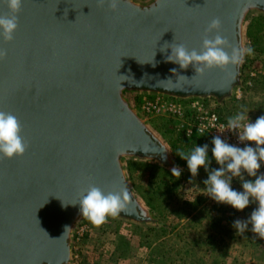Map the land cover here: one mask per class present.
<instances>
[{"label": "water", "instance_id": "obj_1", "mask_svg": "<svg viewBox=\"0 0 264 264\" xmlns=\"http://www.w3.org/2000/svg\"><path fill=\"white\" fill-rule=\"evenodd\" d=\"M5 15L11 12L0 0ZM17 16L13 40L0 36L7 52L0 110L18 117L28 148L20 157L0 156V264H70L85 219L78 201L89 185L129 191L126 210L109 220L160 224L134 192L127 164L179 166L133 98H211L220 105L241 86L243 62L196 75L191 65L166 63L171 48H161L199 51L219 17L221 35L246 49L247 28L264 17V0H121L116 11L98 0H22ZM171 68L188 79L178 81Z\"/></svg>", "mask_w": 264, "mask_h": 264}, {"label": "clouds", "instance_id": "obj_2", "mask_svg": "<svg viewBox=\"0 0 264 264\" xmlns=\"http://www.w3.org/2000/svg\"><path fill=\"white\" fill-rule=\"evenodd\" d=\"M5 3L11 15L0 16V36L5 42H10L18 28L17 14L21 10L22 0H5ZM98 3L101 6L107 3L112 11H116L121 0H98ZM221 27L222 21L219 17L211 20L205 29L199 51L189 50L184 44L165 43L161 48L162 52L171 48V54L165 56V62L178 64L180 69L185 70L191 65L196 75H203L214 68L225 70L229 65H238L243 62L245 55L254 54L251 47L246 49L233 47L227 38L221 35ZM213 32L216 33L215 36L209 38V34ZM6 56V50L0 49V60L5 59ZM152 66L156 67V62H152ZM169 71L178 74L176 68H171ZM187 79L188 77L184 75H177L178 81ZM224 130L238 133V140L245 146L238 147L227 143L220 136H215L211 141L213 145L211 159L207 144L196 145L190 152H181L178 156L186 161L192 177L198 175L200 168L207 172V179L203 183L208 196L215 202L229 205L240 212L255 203L257 206L249 218L243 221L235 220L233 227L237 233H243L251 225V232L264 240V174L258 175L264 164V115L259 116L255 122H251L248 114L237 113L228 119ZM22 131L23 126L16 115L0 110V156L12 159L25 154L28 143ZM212 160L219 167L210 170ZM181 171L179 167H173L172 176L179 179ZM245 174L254 179H245ZM236 177L240 178L242 191L232 187L233 178ZM129 200L130 194L126 188L105 193L100 187L89 185L81 193L78 203L80 214L94 226L100 227L107 223L109 217L115 218L125 211ZM67 230L66 227L65 232Z\"/></svg>", "mask_w": 264, "mask_h": 264}, {"label": "trees", "instance_id": "obj_3", "mask_svg": "<svg viewBox=\"0 0 264 264\" xmlns=\"http://www.w3.org/2000/svg\"><path fill=\"white\" fill-rule=\"evenodd\" d=\"M263 26L264 17L257 18L250 23L246 33L250 47L257 51L258 47H256V44L259 41L257 34L260 33ZM139 99L140 97L133 98L135 107L138 106ZM218 117L220 120H227L226 118H222L220 115H218ZM169 122L172 123V120L169 119L167 123ZM165 127L166 125L158 127V130L159 128H162L163 132H165L163 138L169 146L176 165L181 167L182 170L180 178L176 179L172 176L171 171L156 165H151L147 162H129L127 164V170L132 180V187L134 188L136 195L140 198L143 204L148 206V208L155 213L156 216L158 215L162 220L164 219L166 221L168 216L171 217L173 215L175 208L182 209L190 206L192 199L191 196L196 187L195 184H197L200 177H207L208 175L203 168H200L198 175L196 177H192L188 171L186 161L182 160L178 154L181 152L188 153L193 150L196 145L203 146L207 144L209 147V158L211 159V148L213 145L204 135L192 133L188 136H184L180 130L177 132H171L170 130H165ZM262 165L264 166V164ZM218 167L219 165L212 160L210 170ZM262 169L263 167L261 166L258 175L262 174ZM134 175L139 176V178L144 177L143 182L137 181L134 178ZM245 179L254 178L248 177L245 174ZM232 187L234 189L239 187L241 188V181L239 177L233 178ZM179 190L180 192L178 193ZM213 215L214 214H211V219H213ZM190 221L187 222L185 227L187 230L185 231V234H182L181 230H178L175 223L172 226H162L160 224L156 227H139L117 222L118 225L123 226L126 229L125 232L122 233L113 228L107 231V237L110 241V243H107L109 245L108 248H105L107 249V256L103 255L104 250L100 249L99 253L101 255H97L90 262H86V259H84L86 255L81 256V253V257L78 256V258L76 260L73 259L72 262L73 264H116L118 257L121 256L116 248V243L119 239H122L124 241V246H127L128 244L127 252L130 253L128 258L136 259L140 264H160L158 257L163 255H167L168 257L164 259L165 262H162V264H171L173 261V255H179L183 247L189 248V251H194L196 248L200 247L204 251L203 256L199 258L195 256L196 259L192 264H215L214 260H212L213 257L223 255L221 253L222 247L227 241L225 235L228 238H233L231 230L221 226L218 227L216 232H212L210 234V232L206 233L204 229L200 230L193 228L192 225L193 223H196V219L192 218V223ZM82 225L85 226V230L82 235L75 237L77 240L74 238L75 245V241L84 244L85 240H87L89 224L84 221ZM183 235H185V237ZM132 240H134L135 244L130 246L131 243L129 244V242ZM161 260L162 259H160V261Z\"/></svg>", "mask_w": 264, "mask_h": 264}, {"label": "rangeland", "instance_id": "obj_4", "mask_svg": "<svg viewBox=\"0 0 264 264\" xmlns=\"http://www.w3.org/2000/svg\"><path fill=\"white\" fill-rule=\"evenodd\" d=\"M256 19L257 18H253L251 22ZM257 36L259 39L258 43L256 44V47H258V51L253 49V55H246L244 57L241 68V86L238 88V92L236 90L230 99L224 101L220 105H217L216 102L211 98L204 100V103L207 105V107L215 111L217 116L220 115L222 118H226L228 120L230 117H233L237 113L241 112L245 113L246 115L248 114L249 118H254L256 116L264 114V26L260 33L257 34ZM248 47H250V45L246 36V48ZM143 116L148 121L151 130L155 131V133L161 138L162 141L166 143V145L167 142L163 138L165 132H163L162 128H159L158 130V127L166 125L165 130H170L171 132L179 131L176 124L177 121L168 118L165 115L149 116L143 114ZM169 119L172 120V123H167ZM262 167V174H264V166L262 165ZM134 178L140 182H143L144 180V177L139 178V176L136 175H134ZM129 179L132 184L130 175ZM206 179L207 177L202 176L197 181L198 185L195 184L196 187L191 196L192 199L190 206L182 209L175 208L173 211V215L171 217L168 216V219H166V221L164 219L162 220L160 216L155 215L158 221H160V224L162 226H172L175 223L176 227L178 228V230H181L182 234H185V231H187L185 227L188 221H192V218L197 220L196 223H193V228L200 230L204 229L206 233L210 232L211 234L212 232H216L218 227L224 226L231 230L233 238H228L225 235L227 241L222 247L221 253L223 255L213 257L212 260H214L215 264H264V240H261L258 236L251 232V225H249V229L243 233H237L236 229L233 227V223L235 220H247L251 212L257 205L255 203L250 204L248 208H246L243 212H240L233 209L229 205L219 204L215 202L210 196H208V193L206 191V186L203 183V181ZM235 190L242 191V188L239 187ZM179 192L180 190L178 191V193ZM211 214H214L213 219L210 218ZM84 221L89 224L88 237L87 240H85L84 244H81V242L77 241H75L76 245L73 243V251L75 252H73L72 258L74 260H76L81 253V256L86 255L84 257V259H86V262H90L97 255H101L99 253L100 249H103V255L107 256V249L105 248H108L109 245L107 243H110L107 237V231L113 228L115 230H119L122 233L125 232L126 229L123 226L118 225V223L122 222L117 223L116 221H112L109 219L107 223L100 227L94 226L86 218L82 221V223ZM83 227L84 226H82V228ZM183 236L185 237V235ZM116 244L118 253L119 255H121L120 257H118L116 264H140L138 260L128 258V255H130V253L127 252L128 244L127 246H124V241L122 239H119ZM129 244L130 246L134 245V240L130 241ZM181 250L182 251L180 252L179 256L172 254V259L178 258L179 260H181L182 264H192L196 257L199 258L204 254V251L200 247L196 248L195 250L193 249L195 252L192 250L189 251L190 249L187 247H183ZM158 258L160 264H162V262H165V258H163V256H159ZM160 259L162 260L160 261Z\"/></svg>", "mask_w": 264, "mask_h": 264}, {"label": "built area", "instance_id": "obj_5", "mask_svg": "<svg viewBox=\"0 0 264 264\" xmlns=\"http://www.w3.org/2000/svg\"><path fill=\"white\" fill-rule=\"evenodd\" d=\"M136 109L145 115H165L168 118L176 120L178 130H180L184 136L195 133L206 136L210 141H212L213 137L220 136V138L227 143L238 147L245 146L244 143L238 140V133L224 130L227 127L228 120H220L216 112L207 107L203 100L193 99L182 102L163 97L141 95ZM259 116L249 118V120L255 122ZM82 226L83 225L79 224L74 238L82 235L85 230V226L83 228ZM75 240H77V238H75ZM72 260L70 264H73Z\"/></svg>", "mask_w": 264, "mask_h": 264}, {"label": "crops", "instance_id": "obj_6", "mask_svg": "<svg viewBox=\"0 0 264 264\" xmlns=\"http://www.w3.org/2000/svg\"><path fill=\"white\" fill-rule=\"evenodd\" d=\"M179 256V255H178ZM168 256L163 255V258H166ZM215 257V256H214ZM181 259V258H180ZM171 264H182L181 260H179L178 258L173 259V261L171 262Z\"/></svg>", "mask_w": 264, "mask_h": 264}]
</instances>
